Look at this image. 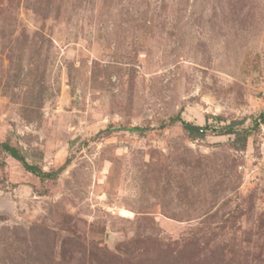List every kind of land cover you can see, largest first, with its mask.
Listing matches in <instances>:
<instances>
[{
    "label": "rangeland",
    "instance_id": "374dc122",
    "mask_svg": "<svg viewBox=\"0 0 264 264\" xmlns=\"http://www.w3.org/2000/svg\"><path fill=\"white\" fill-rule=\"evenodd\" d=\"M261 114L264 0H0V264H264Z\"/></svg>",
    "mask_w": 264,
    "mask_h": 264
},
{
    "label": "trees",
    "instance_id": "16d2710c",
    "mask_svg": "<svg viewBox=\"0 0 264 264\" xmlns=\"http://www.w3.org/2000/svg\"><path fill=\"white\" fill-rule=\"evenodd\" d=\"M173 120L179 121L181 123L182 128L187 132L188 136L191 139H196L198 137H204L206 135V131L210 129L208 125L198 126V125L191 124L189 122L182 121L179 116L173 118L172 121ZM263 122H264V114H261L258 119L254 120L253 124L254 126H258ZM234 126H235V123L225 126L221 129V131L224 132V134L236 135V138H235L236 141L245 142L247 139V132L235 130ZM124 130L134 132V133H140V132H143L145 129H142L139 127H131V128H127ZM1 147L11 158L20 162L27 172L33 174L34 176L42 180H44L45 178L46 179L55 178L57 171L56 172H43L36 166L29 165L24 160L23 156L20 155V153L18 152L16 148L9 146L7 143L1 144Z\"/></svg>",
    "mask_w": 264,
    "mask_h": 264
}]
</instances>
